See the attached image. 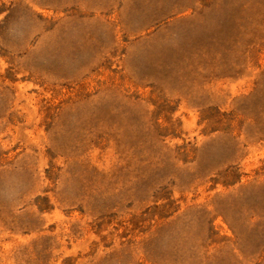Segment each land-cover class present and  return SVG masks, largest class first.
<instances>
[{
    "label": "rangeland",
    "instance_id": "374dc122",
    "mask_svg": "<svg viewBox=\"0 0 264 264\" xmlns=\"http://www.w3.org/2000/svg\"><path fill=\"white\" fill-rule=\"evenodd\" d=\"M0 264H264V0H0Z\"/></svg>",
    "mask_w": 264,
    "mask_h": 264
}]
</instances>
